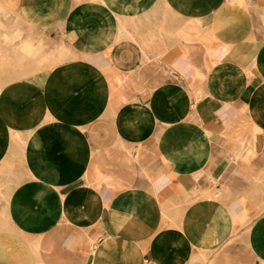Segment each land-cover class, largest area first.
Listing matches in <instances>:
<instances>
[{
  "label": "crops",
  "instance_id": "1",
  "mask_svg": "<svg viewBox=\"0 0 264 264\" xmlns=\"http://www.w3.org/2000/svg\"><path fill=\"white\" fill-rule=\"evenodd\" d=\"M0 264H264V0H0Z\"/></svg>",
  "mask_w": 264,
  "mask_h": 264
},
{
  "label": "rangeland",
  "instance_id": "2",
  "mask_svg": "<svg viewBox=\"0 0 264 264\" xmlns=\"http://www.w3.org/2000/svg\"><path fill=\"white\" fill-rule=\"evenodd\" d=\"M15 19H16V17H15ZM55 46H56V43H53V48H52V49H53V53L56 52V51L54 50V49H56Z\"/></svg>",
  "mask_w": 264,
  "mask_h": 264
},
{
  "label": "bare ground",
  "instance_id": "3",
  "mask_svg": "<svg viewBox=\"0 0 264 264\" xmlns=\"http://www.w3.org/2000/svg\"><path fill=\"white\" fill-rule=\"evenodd\" d=\"M61 48V47H60ZM74 56V55H73ZM242 156V155H241Z\"/></svg>",
  "mask_w": 264,
  "mask_h": 264
}]
</instances>
